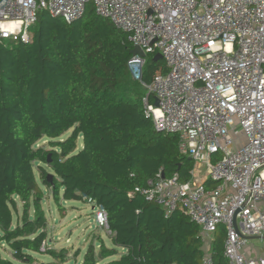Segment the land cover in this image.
<instances>
[{"label":"trees","instance_id":"obj_1","mask_svg":"<svg viewBox=\"0 0 264 264\" xmlns=\"http://www.w3.org/2000/svg\"><path fill=\"white\" fill-rule=\"evenodd\" d=\"M29 35L28 42L0 41V244L13 255L0 250V264H34L36 253L56 254L42 249L45 187L63 212L64 202L91 198L108 213L111 246L93 233L75 264H203L201 228L187 213L166 216L140 194L128 195L160 170L187 182L194 166L178 134L157 131L145 113L143 86L128 70L134 55L128 34L89 3L73 22L39 10ZM155 55L147 57L146 83L170 70ZM44 138L50 150L37 146ZM204 185L211 190L216 182ZM225 240L219 225L213 264H229Z\"/></svg>","mask_w":264,"mask_h":264},{"label":"built area","instance_id":"obj_2","mask_svg":"<svg viewBox=\"0 0 264 264\" xmlns=\"http://www.w3.org/2000/svg\"><path fill=\"white\" fill-rule=\"evenodd\" d=\"M89 3L144 52L131 57L128 70L148 89L145 113L157 131L178 134L181 153L194 162L187 182L160 170L128 195L140 194L166 216L187 213L201 228L203 264L214 263L219 225L229 264H264V0H0V41L28 42L41 9L73 22ZM153 53L170 70L146 83ZM209 180L214 189L205 188ZM88 203L96 225L113 235L104 206ZM247 237L263 243L249 245Z\"/></svg>","mask_w":264,"mask_h":264},{"label":"rangeland","instance_id":"obj_3","mask_svg":"<svg viewBox=\"0 0 264 264\" xmlns=\"http://www.w3.org/2000/svg\"><path fill=\"white\" fill-rule=\"evenodd\" d=\"M142 94L147 95L148 89L142 87ZM71 134V130L66 132L62 138L65 139ZM82 141L80 142V144ZM37 146H45L50 150L48 145V139L44 138L37 143ZM36 171L38 166H35ZM38 175V171H37ZM206 179V178H205ZM204 179V180H205ZM45 199L43 201L44 209L46 210V216L48 220L47 226V248L50 251H54L56 254L51 253H36L35 264H75L80 263L83 260V256L88 247L89 241L93 233H97L103 237L107 245L111 246L110 235L106 230L100 229L94 222L92 214L93 210L91 204L85 200H72L64 202V212L56 204L51 191L46 187ZM22 203L18 202L19 213H22ZM76 206V208L74 207ZM91 215V217H89ZM91 226V228H90ZM263 241L261 239H252L250 244L261 246ZM63 249L65 252H62ZM0 250L3 256L12 258V250L6 244H0ZM81 250V252H79ZM97 250H99L97 246ZM79 252V254H78ZM64 256H60V255Z\"/></svg>","mask_w":264,"mask_h":264},{"label":"water","instance_id":"obj_4","mask_svg":"<svg viewBox=\"0 0 264 264\" xmlns=\"http://www.w3.org/2000/svg\"><path fill=\"white\" fill-rule=\"evenodd\" d=\"M132 54H139L140 56H144L145 55L144 52L142 51V49L140 47H137V46L133 48ZM155 59H163V56L160 53H157L155 55ZM154 104L156 106H159V99L158 98H155ZM48 177L52 181L53 174H49ZM247 238L248 239H252V237H247Z\"/></svg>","mask_w":264,"mask_h":264},{"label":"crops","instance_id":"obj_5","mask_svg":"<svg viewBox=\"0 0 264 264\" xmlns=\"http://www.w3.org/2000/svg\"><path fill=\"white\" fill-rule=\"evenodd\" d=\"M74 207L76 208V206L74 205ZM91 207H93L92 205H91ZM91 215H93V212H92V214ZM91 215L89 216V217H91ZM258 239H260V238H258ZM262 240V239H261ZM246 249H247V251H249L250 253H253V254H255V253H257V251H254V250H250V246L248 247H246ZM121 253L123 254V251L121 250ZM118 257H119V255H118ZM82 262V261H81ZM80 262V263H81ZM35 264V263H34Z\"/></svg>","mask_w":264,"mask_h":264}]
</instances>
